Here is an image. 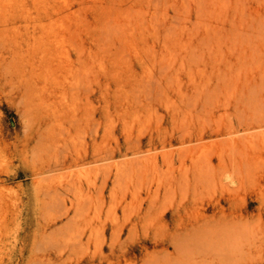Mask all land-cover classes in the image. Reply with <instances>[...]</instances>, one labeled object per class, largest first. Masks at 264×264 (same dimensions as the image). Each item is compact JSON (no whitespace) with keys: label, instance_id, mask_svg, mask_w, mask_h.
Wrapping results in <instances>:
<instances>
[{"label":"rangeland","instance_id":"rangeland-1","mask_svg":"<svg viewBox=\"0 0 264 264\" xmlns=\"http://www.w3.org/2000/svg\"><path fill=\"white\" fill-rule=\"evenodd\" d=\"M0 264H264V0H0Z\"/></svg>","mask_w":264,"mask_h":264},{"label":"bare ground","instance_id":"bare-ground-1","mask_svg":"<svg viewBox=\"0 0 264 264\" xmlns=\"http://www.w3.org/2000/svg\"><path fill=\"white\" fill-rule=\"evenodd\" d=\"M245 156V155H244ZM101 158V157H100ZM100 158H98L97 160H99ZM246 159V158H245Z\"/></svg>","mask_w":264,"mask_h":264}]
</instances>
